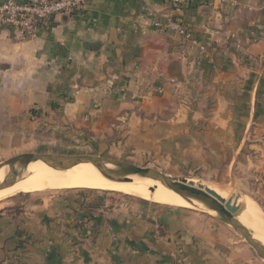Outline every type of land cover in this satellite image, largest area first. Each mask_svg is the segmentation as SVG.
I'll return each mask as SVG.
<instances>
[{"label":"crops","instance_id":"obj_1","mask_svg":"<svg viewBox=\"0 0 264 264\" xmlns=\"http://www.w3.org/2000/svg\"><path fill=\"white\" fill-rule=\"evenodd\" d=\"M263 93L264 0H92L32 40L0 33L1 148L216 183L258 132ZM0 264L261 262L205 214L66 190L0 203Z\"/></svg>","mask_w":264,"mask_h":264},{"label":"bare ground","instance_id":"obj_2","mask_svg":"<svg viewBox=\"0 0 264 264\" xmlns=\"http://www.w3.org/2000/svg\"><path fill=\"white\" fill-rule=\"evenodd\" d=\"M5 176L6 169H1L0 200L13 196L18 192H32L43 189H110L159 204L192 207L195 210L209 212L204 208L200 198L195 196L188 186L174 192L152 180L132 177L130 181H124L115 176L113 170L108 166L99 169L87 163L69 169L56 170L37 162L28 165L25 171L14 180L5 178ZM207 187L221 196L219 202L224 208L242 213L239 221L251 232L254 240L264 247V213L257 206H252L254 203L252 205L249 203L238 205L236 198L225 196L211 186Z\"/></svg>","mask_w":264,"mask_h":264},{"label":"water","instance_id":"obj_3","mask_svg":"<svg viewBox=\"0 0 264 264\" xmlns=\"http://www.w3.org/2000/svg\"><path fill=\"white\" fill-rule=\"evenodd\" d=\"M37 162H41L42 164L56 170L69 169L76 165L87 163L99 169L108 166L113 170L114 175L121 180L130 181L132 177L152 180L154 182H159L165 188L174 192L180 191L188 186L192 193L200 198L204 208L237 233L254 251L257 257L264 261V247L254 240L251 232L239 221V217L242 213L224 208L219 202L221 196L213 189L207 187H212V185L205 186L206 184L200 181L197 177H171L154 169L139 167L124 161L91 155L26 153L0 163V170L6 169L5 178L14 180L25 171L28 165ZM230 197L236 198L238 205L246 203V201L242 200L239 194L232 193Z\"/></svg>","mask_w":264,"mask_h":264},{"label":"rangeland","instance_id":"obj_4","mask_svg":"<svg viewBox=\"0 0 264 264\" xmlns=\"http://www.w3.org/2000/svg\"><path fill=\"white\" fill-rule=\"evenodd\" d=\"M259 103H261L262 106L260 108V113H258V132L252 131L248 135V141L246 142L247 145L240 149L236 162L232 164V171L230 175L223 177V178L222 177L218 178L216 183L210 180L204 179V178H199V179L206 185H212V188L218 190L221 194L225 196H231L232 193L239 194L242 200L246 201V203H249L250 205L254 203L252 206L254 205L257 206L264 213V93L261 99L259 100ZM1 120H2V117H1ZM1 135L2 133H0V136ZM9 139L10 137L8 134L6 141L9 142ZM30 150L31 149L26 148V147H17V148H11V147L1 148L0 147V163L5 162L21 154L31 153ZM53 155H87V154L75 153V154H53ZM91 156H99V157H104L108 159H114L106 155H95L94 154ZM115 160H118V159H115ZM119 161L127 162L121 159H119ZM83 166H86V165H83ZM66 190H79V192L86 191L87 194H96V192H100L103 194L115 193V194H119L124 197H129V198H133L137 200H142V201H147L150 203L158 204L155 202L144 200L135 195L122 193L117 190L90 189V188L43 189V190H37V191H32V192H18L17 194L13 196L0 200V203L9 201L14 198H18L19 196L21 197L24 194L26 195L27 194L48 195V194L64 192ZM224 192H228V193L225 194ZM161 205H164L168 208H177V209H182V210L189 211V212H195L198 214H205L206 216L215 218L216 220L220 221L212 213H209L203 210H195L192 207L188 208V207H178V206L165 205V204H161ZM232 232L233 234H235V236L240 241L246 244L245 241L237 233H235L233 230ZM255 256L256 258H258L256 254ZM258 260L261 262V264H264V261H262L259 258Z\"/></svg>","mask_w":264,"mask_h":264},{"label":"built area","instance_id":"obj_5","mask_svg":"<svg viewBox=\"0 0 264 264\" xmlns=\"http://www.w3.org/2000/svg\"><path fill=\"white\" fill-rule=\"evenodd\" d=\"M92 0H3L0 2V33L12 29L20 41L35 38L41 28L47 27L58 15L73 16L86 8ZM173 9H179L184 0H163ZM161 29H173L189 38V32L178 22L154 18Z\"/></svg>","mask_w":264,"mask_h":264}]
</instances>
